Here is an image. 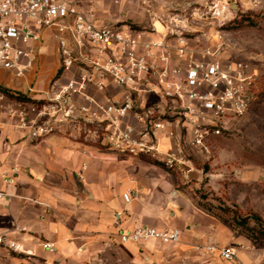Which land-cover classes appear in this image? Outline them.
Returning <instances> with one entry per match:
<instances>
[{
	"label": "built area",
	"instance_id": "2783aa9c",
	"mask_svg": "<svg viewBox=\"0 0 264 264\" xmlns=\"http://www.w3.org/2000/svg\"><path fill=\"white\" fill-rule=\"evenodd\" d=\"M129 0H0V71L17 79L33 69L39 54L35 45L51 32L58 50L59 77L49 88L23 94L33 102L10 99L0 90V114L12 126L27 132L32 141L67 133L133 159L154 160L170 172L187 177L194 166L186 150L206 156L211 141L224 124L243 116L255 98L257 74L241 61H223V48L198 45L185 22H197V11L183 15L194 2H185L181 13L168 16L162 30L152 25L137 30L118 22L98 24L88 7L105 2L118 6ZM158 0H136L149 4ZM162 1V0H159ZM231 0H209L206 17L223 21L231 13ZM186 14V13H185ZM196 41V42H194ZM74 71L64 82L59 80ZM2 87V86H0ZM3 88V87H2ZM93 88L101 100L88 95ZM112 88L119 96L108 94ZM2 122L0 119V126ZM167 138L172 147L159 150ZM18 166L0 167V200L3 185L14 183ZM188 173V174H187ZM128 202L129 195L123 196ZM180 230L137 226L120 230V244L143 245L149 241L176 244ZM42 248L54 252L53 244ZM21 253V245L0 234V251ZM225 261L235 258L231 246L203 249Z\"/></svg>",
	"mask_w": 264,
	"mask_h": 264
},
{
	"label": "crops",
	"instance_id": "0c3cea01",
	"mask_svg": "<svg viewBox=\"0 0 264 264\" xmlns=\"http://www.w3.org/2000/svg\"><path fill=\"white\" fill-rule=\"evenodd\" d=\"M55 41L51 32H45L35 45L39 54L33 69L20 79L0 71V86L21 94H27L28 88L46 91L58 69ZM73 72H65L59 81L64 83ZM87 93L97 100L105 95L93 88ZM107 93L120 95L112 88ZM0 119L1 170L14 165L20 169L13 184L2 186L7 197L0 200V219L5 223L0 234L22 248L21 253L1 249L0 264H202L205 258L217 256L201 251L212 244L235 249V259L227 264L264 263V253L231 236L193 203L189 190L201 179L194 166L182 177L74 134L32 141L26 131L12 126L5 113ZM171 147L169 139H160L161 152ZM141 225L176 228L181 236L168 245L118 242V231ZM45 242L53 244L55 251L42 248Z\"/></svg>",
	"mask_w": 264,
	"mask_h": 264
},
{
	"label": "rangeland",
	"instance_id": "374dc122",
	"mask_svg": "<svg viewBox=\"0 0 264 264\" xmlns=\"http://www.w3.org/2000/svg\"><path fill=\"white\" fill-rule=\"evenodd\" d=\"M129 1L118 6L105 2L88 9L101 25L118 22L137 30L155 25L162 30L160 23L173 13H181L186 8L185 2H194L183 13L188 16L194 7L199 9L197 22L184 23L189 37L197 39L203 47L219 44L223 48L220 54L223 61L244 62L257 74V90L248 111L224 124L221 135L211 141L208 155L189 149L185 157L193 161L195 170L201 174L197 186L189 190L196 207L214 216L231 236L247 240L250 249L264 253V224L253 219L256 213L264 222V0H231V13L223 21L206 17L204 4L209 0H158L149 4ZM235 6L236 12L232 10ZM55 50L58 54L56 41ZM78 139L83 141V137ZM3 224L0 219V226ZM204 263L227 264L216 255L205 258Z\"/></svg>",
	"mask_w": 264,
	"mask_h": 264
},
{
	"label": "trees",
	"instance_id": "16d2710c",
	"mask_svg": "<svg viewBox=\"0 0 264 264\" xmlns=\"http://www.w3.org/2000/svg\"><path fill=\"white\" fill-rule=\"evenodd\" d=\"M59 77V73H56V75L54 76L53 80L57 79ZM0 90L3 91L10 99H14V100H18V101H26V102H33V100L27 98L26 96H24L21 93H17V92H13L11 90H8L6 88H2L0 87ZM148 163L151 164H156V165H160L163 167V169H165L166 171H169L168 169H166L162 164H160L159 162H156L154 160H145ZM170 172V171H169ZM213 218H215L212 215H209ZM216 219V218H215ZM253 219L258 223V224H264L263 220H261L260 216L257 215L256 213H253Z\"/></svg>",
	"mask_w": 264,
	"mask_h": 264
},
{
	"label": "water",
	"instance_id": "95a60500",
	"mask_svg": "<svg viewBox=\"0 0 264 264\" xmlns=\"http://www.w3.org/2000/svg\"><path fill=\"white\" fill-rule=\"evenodd\" d=\"M232 10L236 12V10H237V7L235 6V8H232Z\"/></svg>",
	"mask_w": 264,
	"mask_h": 264
}]
</instances>
